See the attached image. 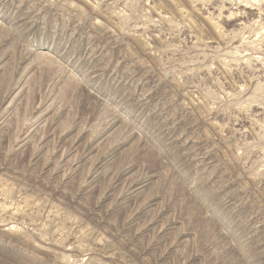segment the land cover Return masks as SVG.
<instances>
[{
    "label": "rangeland",
    "instance_id": "1",
    "mask_svg": "<svg viewBox=\"0 0 264 264\" xmlns=\"http://www.w3.org/2000/svg\"><path fill=\"white\" fill-rule=\"evenodd\" d=\"M0 264H264V0H0Z\"/></svg>",
    "mask_w": 264,
    "mask_h": 264
}]
</instances>
